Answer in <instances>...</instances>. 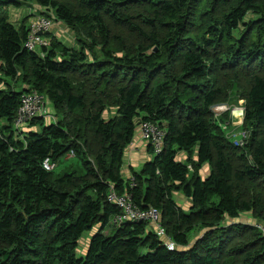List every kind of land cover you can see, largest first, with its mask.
<instances>
[{
    "label": "trees",
    "instance_id": "16d2710c",
    "mask_svg": "<svg viewBox=\"0 0 264 264\" xmlns=\"http://www.w3.org/2000/svg\"><path fill=\"white\" fill-rule=\"evenodd\" d=\"M28 1L0 0V264H264V0H35L77 33L78 48L54 38L41 51L25 46L31 24L10 19L8 7ZM240 86L254 132L246 153L211 108ZM30 90L56 119L16 129ZM104 95L115 98L110 117ZM144 122L165 145L147 143L149 158L125 175ZM71 150L82 174L44 167ZM111 189L158 209L175 249L146 221L113 226Z\"/></svg>",
    "mask_w": 264,
    "mask_h": 264
},
{
    "label": "rangeland",
    "instance_id": "374dc122",
    "mask_svg": "<svg viewBox=\"0 0 264 264\" xmlns=\"http://www.w3.org/2000/svg\"><path fill=\"white\" fill-rule=\"evenodd\" d=\"M10 19L16 24V26H20L26 22L29 26L31 21L38 14H46L49 15L54 23H53V34L48 39L58 38L64 41L66 44L70 46H76L78 48L77 43V33L74 29L68 27L61 21H58L54 17V12L47 14L45 12L47 8L39 5L35 0H30L28 2L23 3L20 7L9 6ZM130 40L135 39L137 37L136 34L129 36ZM129 44V43H128ZM21 83L13 82L14 86H20ZM224 101L218 102L213 105L212 111L214 113V121L219 125V132L223 134L231 143L238 147V153H246L247 144L252 139L254 132L253 127L245 122V111H246V98L243 86L239 87H231L224 94ZM105 102V117H110L116 113V108L114 104V96H103ZM101 105V104H100ZM49 112L53 114L49 118V122L56 119V113L50 101H48ZM39 127H36L38 129ZM94 132L89 129L87 130V136L91 141H94V146H97L95 143ZM264 134V133H263ZM147 145V141L142 139L141 134L138 132L136 138L132 141V143L127 147L125 153V163L123 166V172L125 175H129L131 173V169H136L140 171L141 165L143 162L149 158L146 151L143 149ZM184 158H186V155ZM181 154V158L183 157ZM90 159H93L91 155ZM192 157L196 158V152L192 153ZM56 162V167L53 169L56 173H63L66 171H76L82 174L83 171V158L80 157L76 152H68L63 157H61ZM238 165V163H236ZM191 170V175L195 173L194 166L192 164L189 165ZM210 167L208 165H204L202 170H200V175L206 176L209 172ZM176 198L178 202L183 205L186 209L190 202V199L184 195L182 192L176 193ZM250 215V214H248ZM251 216V215H250ZM249 216V217H250ZM246 217V216H245ZM254 220V219H253ZM147 222V221H146ZM256 223L258 221H255ZM262 222V221H261ZM155 228L156 224L153 222H147ZM255 223V224H256ZM264 223V222H262ZM199 229L196 232L191 234V239L195 238L199 234ZM93 234V231L86 232L81 241L80 248L85 250L87 244L89 243L90 237ZM169 236V235H168ZM170 237V236H169ZM168 245V244H167ZM175 249V247H174Z\"/></svg>",
    "mask_w": 264,
    "mask_h": 264
},
{
    "label": "built area",
    "instance_id": "2783aa9c",
    "mask_svg": "<svg viewBox=\"0 0 264 264\" xmlns=\"http://www.w3.org/2000/svg\"><path fill=\"white\" fill-rule=\"evenodd\" d=\"M53 19L45 15H37L31 22L30 32L25 41V46L33 51H41L43 46H47L50 42L49 36L53 29ZM42 32V34H40ZM53 116L49 112L47 97L37 90H30L22 94L21 105L17 110V116L14 124L16 129H22L28 125L33 118L43 117L49 120ZM142 139L153 145L156 152L162 151L165 145V132L152 122H144L141 124L140 132ZM72 152H74L72 150ZM47 170H53L56 162L49 157L43 162ZM109 199L121 208V213L115 215L111 219L113 226H119L125 221H147L156 224V233L162 237L168 244L170 249H174L175 242L168 236L163 225L162 213L156 208L143 209L139 207L128 192L118 193L115 189L109 192ZM257 227L264 233V224L258 223Z\"/></svg>",
    "mask_w": 264,
    "mask_h": 264
},
{
    "label": "crops",
    "instance_id": "0c3cea01",
    "mask_svg": "<svg viewBox=\"0 0 264 264\" xmlns=\"http://www.w3.org/2000/svg\"><path fill=\"white\" fill-rule=\"evenodd\" d=\"M183 155V154H182ZM183 158H184V155H183Z\"/></svg>",
    "mask_w": 264,
    "mask_h": 264
},
{
    "label": "water",
    "instance_id": "95a60500",
    "mask_svg": "<svg viewBox=\"0 0 264 264\" xmlns=\"http://www.w3.org/2000/svg\"><path fill=\"white\" fill-rule=\"evenodd\" d=\"M40 34H42V32H40Z\"/></svg>",
    "mask_w": 264,
    "mask_h": 264
}]
</instances>
